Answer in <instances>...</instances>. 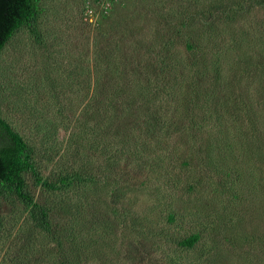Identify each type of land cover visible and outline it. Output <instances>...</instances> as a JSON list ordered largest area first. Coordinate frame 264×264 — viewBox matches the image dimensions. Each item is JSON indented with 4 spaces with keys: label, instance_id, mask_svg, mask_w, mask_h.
Segmentation results:
<instances>
[{
    "label": "rangeland",
    "instance_id": "1",
    "mask_svg": "<svg viewBox=\"0 0 264 264\" xmlns=\"http://www.w3.org/2000/svg\"><path fill=\"white\" fill-rule=\"evenodd\" d=\"M110 7L37 0L0 51V118L65 182L23 173L48 226L0 189V264H264V66L235 62L264 63V7Z\"/></svg>",
    "mask_w": 264,
    "mask_h": 264
},
{
    "label": "trees",
    "instance_id": "2",
    "mask_svg": "<svg viewBox=\"0 0 264 264\" xmlns=\"http://www.w3.org/2000/svg\"><path fill=\"white\" fill-rule=\"evenodd\" d=\"M236 1L238 3V0ZM249 1H257V3L264 7V0ZM36 12L37 0H0V51L18 28L29 24L30 19L34 17ZM226 17L229 20L230 14ZM255 51L256 50L253 49L252 52L254 53ZM193 52H195L196 56L204 55V52L198 49H195ZM214 54H218V48L215 49ZM260 56L264 57V51L261 52ZM240 59L247 63L242 62L241 60L235 61L238 64V66H236L237 71L241 68H243V70H248L250 66H253L254 69L260 70L262 68L261 65L264 66V63L260 58ZM214 64L216 63H213V65ZM212 70L216 71V67L214 66ZM26 151V144L22 137L14 132L7 122L0 118V189L3 192L14 195L20 202L36 207L37 204L25 190L26 186L23 179V173L25 171L29 170L33 174L35 182L40 183L41 186L48 190L55 191L64 185L65 182L64 180L52 182L40 178L33 167V164L30 162ZM38 209L40 219L45 226H48L49 218L46 210L41 206H39ZM197 238V235H191L188 238H184L180 242V245L191 247Z\"/></svg>",
    "mask_w": 264,
    "mask_h": 264
},
{
    "label": "built area",
    "instance_id": "3",
    "mask_svg": "<svg viewBox=\"0 0 264 264\" xmlns=\"http://www.w3.org/2000/svg\"><path fill=\"white\" fill-rule=\"evenodd\" d=\"M116 1L118 2L119 0H94V3L106 11L110 7V4H113Z\"/></svg>",
    "mask_w": 264,
    "mask_h": 264
}]
</instances>
